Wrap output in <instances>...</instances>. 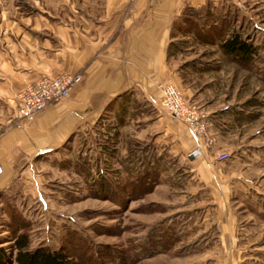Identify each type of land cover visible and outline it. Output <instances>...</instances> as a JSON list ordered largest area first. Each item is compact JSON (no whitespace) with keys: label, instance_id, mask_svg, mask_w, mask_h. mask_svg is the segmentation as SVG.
<instances>
[{"label":"crops","instance_id":"1","mask_svg":"<svg viewBox=\"0 0 264 264\" xmlns=\"http://www.w3.org/2000/svg\"><path fill=\"white\" fill-rule=\"evenodd\" d=\"M7 2L0 0V212L10 215L11 206L24 215L25 204L36 202L41 189L50 187L55 169L49 157L95 135L111 110L115 137L127 124L132 150L140 147L162 160L181 161L188 174L178 176L185 180L177 198L203 209L197 221L204 231H216L226 249L238 248L239 230L244 229L239 212L263 202L254 192L264 180L254 176L245 154L218 159L217 153L235 150V136L246 124L243 105L207 97L203 87H178L208 123L206 157L193 156L196 139L185 121L162 106L157 87L159 82L184 85L186 66L174 63L181 44L176 38L191 13L197 14L198 24L220 25L229 15L226 0ZM218 7L222 19L215 18ZM79 70L84 78L68 97L34 119L21 117L18 95L27 84ZM211 237L203 239L202 248L216 243Z\"/></svg>","mask_w":264,"mask_h":264},{"label":"rangeland","instance_id":"2","mask_svg":"<svg viewBox=\"0 0 264 264\" xmlns=\"http://www.w3.org/2000/svg\"><path fill=\"white\" fill-rule=\"evenodd\" d=\"M226 6V20L222 9L216 12L215 18L222 19L220 25L198 24L196 13L183 24L174 63L184 62L185 82L177 87H203L207 97L230 98L234 106L243 105L241 116L246 124L239 127L231 156L245 154L261 182L264 0H226ZM233 29L249 35L259 47L256 61H240L221 48V41ZM114 118L111 110L106 111L95 135L84 136L49 157L55 169L50 172V187L42 188L38 200L24 208L31 247L64 248L79 264H264V210H259L264 209V181L261 192H254L263 202L239 212L244 229L239 230L238 248L226 249L216 231L201 228L197 218L203 209L177 198L185 180L178 176L188 174L181 161L176 157L162 160L140 147L132 150L129 126L122 125L123 133L116 138ZM135 144L143 147V143ZM13 220L0 212L2 245H12L15 225L21 223ZM209 235L216 243L202 248Z\"/></svg>","mask_w":264,"mask_h":264},{"label":"built area","instance_id":"3","mask_svg":"<svg viewBox=\"0 0 264 264\" xmlns=\"http://www.w3.org/2000/svg\"><path fill=\"white\" fill-rule=\"evenodd\" d=\"M134 1V0H130ZM245 6L243 3L240 4ZM84 78V70L75 73L62 72L45 75L38 81L27 84L18 95V110L22 118L34 119L46 107L70 95L74 86ZM162 106L177 118L185 121L194 138L196 147L193 156H205L204 137L208 135V123L198 108L192 104L178 87L171 82L157 84ZM231 152L217 153L218 159H229Z\"/></svg>","mask_w":264,"mask_h":264},{"label":"trees","instance_id":"4","mask_svg":"<svg viewBox=\"0 0 264 264\" xmlns=\"http://www.w3.org/2000/svg\"><path fill=\"white\" fill-rule=\"evenodd\" d=\"M221 48L243 62L256 61L259 47L250 39L249 35L238 29H233L220 43ZM13 221H21L23 225L16 224V233L12 238V245L0 244V264H79L78 260L69 255L64 248L54 249L40 244L31 247L29 229H26L25 215L13 207H7ZM10 247L12 249H10Z\"/></svg>","mask_w":264,"mask_h":264}]
</instances>
